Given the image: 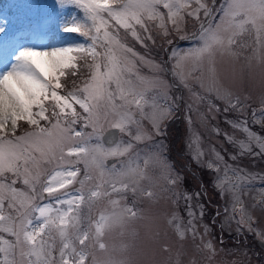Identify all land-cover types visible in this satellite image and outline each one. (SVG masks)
I'll use <instances>...</instances> for the list:
<instances>
[{
	"label": "rangeland",
	"instance_id": "rangeland-1",
	"mask_svg": "<svg viewBox=\"0 0 264 264\" xmlns=\"http://www.w3.org/2000/svg\"><path fill=\"white\" fill-rule=\"evenodd\" d=\"M175 2L184 5L173 16L176 24L169 19L168 9L160 4L158 11L163 14V19H150L144 13V26L134 25L140 40L132 36L131 30L124 29L103 13L107 31L113 38L108 47L121 60L123 78L132 82L135 91L143 93V112H136L131 125L132 135L119 130L117 142L107 146L101 136L115 121L108 114L111 109L101 101L97 122L86 124L81 118L73 127L81 131L82 137L69 143L82 139L88 149L100 146L105 150L101 157L103 165L97 166L91 155L68 156L67 147L63 153L56 149L32 166V174L39 175L35 193L23 184L22 178L17 180L16 206L48 204L54 207L55 198L42 193L43 183L54 171L79 168L76 181L57 191L56 197L68 199L75 195L81 190L80 181L84 182L85 192L99 185L111 193V185L116 183L119 187V182L123 181L136 183L155 194L151 199L137 195V217L126 218L122 225L105 230L99 241L105 244L104 249H100L95 241L89 242V264H93V258L94 264H190L193 260L196 264H264V248L259 245V240L264 242V146L257 140L264 141V64L258 62L264 57V32L260 33L258 41L256 26L251 23L245 24L243 30L228 24L217 28L220 9L227 0H214V6L213 0H200L213 11L211 16L205 17L204 11L200 10L199 19L188 15L198 8L196 0ZM54 4L56 0H0V26L6 27V32L0 34L3 40L7 44L28 40L25 41L27 45L36 47V41L31 40L32 29L41 18L51 14L46 36L58 47L92 44L79 34L62 30V25L72 22L73 17L83 18V10L73 4L63 8L56 4L55 11ZM259 23L257 20V26ZM202 24L205 27L211 25L223 42V45L213 44L211 55L197 51L202 46ZM233 32L237 33L236 43L229 45L228 37ZM116 41L131 48L135 55L118 49ZM95 50L100 55L95 61L89 56L88 64L103 65L106 49L101 41H96ZM2 52L3 46H0ZM72 55L79 66L82 57L88 53L73 52ZM210 65L215 68L214 75L209 71ZM101 71H104L103 66ZM89 74L86 66L80 67L78 75L67 84L64 78L60 82L67 89L81 87ZM59 91L63 94V89ZM229 96L233 101H240L237 108L229 106ZM136 98L128 96L130 100ZM116 103L123 102L117 99ZM75 107L82 113L78 105ZM133 109L135 111L134 106ZM177 116L183 122L177 147L189 158V166L197 176L196 183L180 172L171 159L170 142L174 135L167 126ZM154 121L159 124L160 133L154 127ZM27 130L22 128L17 135ZM137 130L140 138L134 139ZM129 143L132 147L125 152ZM242 145L245 149L250 147L251 151L242 150ZM112 150H117L115 155L110 154ZM109 158L117 161L108 166L106 160ZM85 173L91 179H87ZM8 175L10 180L11 174ZM176 176H179L178 183L171 185L169 179ZM196 192L200 193L199 199L194 195ZM185 194H192V200H185ZM122 196L131 205L134 197L130 191L126 195L112 193L110 199L118 200ZM189 203L196 214L193 221L196 234L185 230L181 238L168 221L174 214L187 224ZM101 211H112L108 199L96 201L91 212L87 204L81 206L82 216H98ZM3 214L6 217L16 215L10 213L7 202ZM29 219L40 222L35 212H29L25 222ZM12 227L11 220L0 223V249L5 250L0 252V261L5 259L10 242L15 239L10 234ZM209 243L211 247H206ZM60 247V237L55 234L54 256L58 257Z\"/></svg>",
	"mask_w": 264,
	"mask_h": 264
},
{
	"label": "snow or ice",
	"instance_id": "snow-or-ice-1",
	"mask_svg": "<svg viewBox=\"0 0 264 264\" xmlns=\"http://www.w3.org/2000/svg\"><path fill=\"white\" fill-rule=\"evenodd\" d=\"M196 3L198 8L194 12H189L188 15L199 19L200 10L204 11L205 17L212 15L213 8L201 3L200 0H196ZM56 4L61 8L66 4H73L83 10V18L73 17L72 22L62 25V30L79 34L85 38V41H92V44L79 43L40 48L29 46L25 41L7 44L0 35V46H3V52L0 53V65H2L0 67V223L11 220L13 227L10 234L15 238L13 242H10V250L6 252L5 259L0 261V264H89V242L95 241L100 249H104L105 244L99 241L105 230L122 225L126 218L137 217L135 210L137 195L148 199L155 195L152 191L138 187L136 183L130 184L123 181L119 182V187L113 183L111 193L102 190L99 185L85 192L83 191L84 182L80 181L81 190L68 199H61L56 197L55 193L76 181L80 171L79 168L73 170L69 167L54 171L42 185V193L55 198L54 207L48 204H28L22 208L16 206L17 180L22 178L23 184L30 186L35 193L39 175L32 174V166L37 165L40 158L53 154L56 149L63 153L64 147H67L68 156L91 155L97 166L103 165L101 157L105 150L100 146L88 149L84 146L85 141L82 139L69 143L82 137L81 131L73 127L81 118L86 124L97 122L96 115L101 101H104L111 109L108 114L115 121L112 126L121 132L127 131L129 135H132L131 125L135 120L136 112H143L141 102L143 93L135 91L132 82L123 78L121 60L108 47L113 38L107 31V21L103 13L106 12L108 17L114 19L124 29L131 30L132 36L140 40L134 25L144 26L142 20L144 13H147L150 19L155 17L163 19V14L158 11L159 5L163 4V7L168 9L169 19L175 25L173 16L184 7L175 0H56ZM56 4L53 5L55 11ZM220 12V23L217 24V28H220L221 24H228L243 30L245 24L251 23L256 26L259 41L260 33L264 32V0H227ZM51 20V14L41 18L32 29L31 40L42 41L48 33ZM257 20L260 21L258 26ZM102 30L103 36H101ZM5 32L6 27L0 26V34ZM236 35L237 33L233 32L232 36L228 37L229 45L236 43L234 39ZM148 38L151 39V36ZM200 39L202 46L197 51L201 53L209 52L211 55L210 49L213 44L223 45L211 25L208 27L201 25ZM98 40L106 49L103 55L105 63L103 65L88 64L89 56L95 61V58L100 55L95 50ZM115 46L125 53H132L131 48L120 44L119 41L115 42ZM73 52H87L88 55L82 57V64L78 66L75 63L76 57L72 55ZM132 54L135 55V53ZM258 62L264 64V57H261ZM84 66L89 69L90 74L81 87L67 89L64 84H61V78H64V83L67 84L69 79L78 75L80 67ZM209 71L214 75V66L210 65ZM125 86H127V92H125ZM185 86H188L186 82ZM61 89L63 94L59 91ZM128 96L137 98L130 100ZM117 99L123 103L118 105ZM228 102L231 108H237L240 105L238 99L233 101L230 96ZM75 105L82 109V113L77 112ZM213 107L216 106L213 105ZM225 111H228V108H225ZM25 127L29 130L17 135V131ZM154 127L157 133H160L159 124L155 121ZM139 138L140 132L137 130L134 139ZM257 140L264 146V141L260 138ZM131 147L129 143L124 151H128ZM242 150L251 151V148L245 149L242 145ZM116 151L112 150L110 154L115 155ZM8 174H11L10 180ZM85 175L87 179H91L87 173ZM178 181L179 176L169 179L171 185H176ZM129 191L134 197L131 205L127 203L124 196L118 200L110 199L112 193L126 195ZM194 195L199 199V192ZM184 198L191 201L192 194H185ZM100 199H108L112 205L110 213L101 211L98 216L81 215L82 205L87 204L91 212L92 205ZM5 202L10 213H16L15 216L10 214L6 217L3 214ZM188 207L190 219L187 224L174 214L168 221L181 238L185 230L192 232L193 235L196 234V226L193 223L196 214L192 211L191 203ZM29 212L37 213L40 222H34L31 219L25 222ZM55 234L59 235L61 241L58 257L53 255ZM206 247H211V244H207ZM164 250L168 251L167 247ZM3 251L5 250L0 249V252ZM190 264H196V261L193 260Z\"/></svg>",
	"mask_w": 264,
	"mask_h": 264
},
{
	"label": "trees",
	"instance_id": "trees-1",
	"mask_svg": "<svg viewBox=\"0 0 264 264\" xmlns=\"http://www.w3.org/2000/svg\"><path fill=\"white\" fill-rule=\"evenodd\" d=\"M178 114V113H177ZM180 115V114H178ZM180 116H177V118L170 120L168 122V130L174 135L172 142L170 144L172 145L171 150V159L175 167L185 175L189 176L194 182L196 183L197 176L195 174V171L193 168L189 166L190 160L188 157H184V155L181 153L180 150H178L177 143L178 140L181 138V132L183 131V124ZM193 172V173H192ZM200 172V171H199ZM202 175L201 173H199ZM206 185V184H205ZM207 186V185H206Z\"/></svg>",
	"mask_w": 264,
	"mask_h": 264
},
{
	"label": "water",
	"instance_id": "water-1",
	"mask_svg": "<svg viewBox=\"0 0 264 264\" xmlns=\"http://www.w3.org/2000/svg\"><path fill=\"white\" fill-rule=\"evenodd\" d=\"M119 133H120L119 130L114 127L108 128L107 130H105V132L101 136L102 142L107 146H111L115 144L117 140L119 139ZM116 161H117L116 158H109L106 160V164L109 166L115 163ZM259 245L262 248H264L263 241L259 240Z\"/></svg>",
	"mask_w": 264,
	"mask_h": 264
},
{
	"label": "bare ground",
	"instance_id": "bare-ground-1",
	"mask_svg": "<svg viewBox=\"0 0 264 264\" xmlns=\"http://www.w3.org/2000/svg\"><path fill=\"white\" fill-rule=\"evenodd\" d=\"M24 41L29 42L28 40H24ZM36 47L52 48V47H58V46H57V43L52 38L46 36L42 41H36ZM0 67H2V65H0Z\"/></svg>",
	"mask_w": 264,
	"mask_h": 264
}]
</instances>
